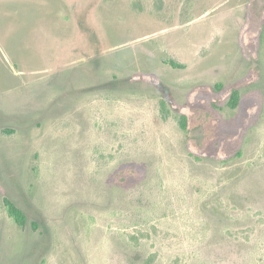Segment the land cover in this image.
Wrapping results in <instances>:
<instances>
[{"label": "rangeland", "instance_id": "rangeland-1", "mask_svg": "<svg viewBox=\"0 0 264 264\" xmlns=\"http://www.w3.org/2000/svg\"><path fill=\"white\" fill-rule=\"evenodd\" d=\"M0 264H264V0H0Z\"/></svg>", "mask_w": 264, "mask_h": 264}, {"label": "trees", "instance_id": "trees-1", "mask_svg": "<svg viewBox=\"0 0 264 264\" xmlns=\"http://www.w3.org/2000/svg\"><path fill=\"white\" fill-rule=\"evenodd\" d=\"M167 64L174 69L183 68L182 65L174 61H168ZM218 88L220 89V87ZM239 100H240L239 92L237 90L231 91L227 103L228 108L232 110L236 109L239 105ZM179 123L182 130H187L189 128V119L185 115L181 116ZM3 203L8 216L15 222L16 225H18L19 227H24L26 225L25 214L19 208H17L15 204L12 203L10 200L4 198Z\"/></svg>", "mask_w": 264, "mask_h": 264}, {"label": "flooded vegetation", "instance_id": "flooded-vegetation-1", "mask_svg": "<svg viewBox=\"0 0 264 264\" xmlns=\"http://www.w3.org/2000/svg\"><path fill=\"white\" fill-rule=\"evenodd\" d=\"M257 4H258V2H257Z\"/></svg>", "mask_w": 264, "mask_h": 264}]
</instances>
